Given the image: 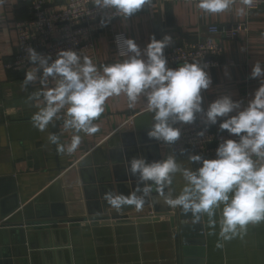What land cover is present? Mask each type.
<instances>
[{
  "label": "crops",
  "instance_id": "crops-1",
  "mask_svg": "<svg viewBox=\"0 0 264 264\" xmlns=\"http://www.w3.org/2000/svg\"><path fill=\"white\" fill-rule=\"evenodd\" d=\"M29 6L30 0H5L0 5V202L6 210L15 196L20 208L30 207L32 222L31 226L0 229V264H181V240L170 227L169 218L152 221V214L169 209L155 190L143 208L148 210L150 220L136 223L134 218H122L107 225L86 218L85 191L92 197L89 202L102 208L105 192L115 190L128 195L137 187V177L126 171V162L141 155L147 162L157 161L170 152L164 142L147 135L153 121L146 101L142 99L129 108L123 95L106 101L104 113L95 121L100 130L92 135L80 133L82 141L74 153L57 152L47 139L49 133L60 135L61 142L68 143L73 132L63 130V119L55 120L44 132L32 126L31 116L37 109L35 101H28V97L44 87L40 73L25 88V74L6 67L18 51L15 25L27 19ZM241 7L244 5L236 3L228 12L210 15L192 2L153 0L144 11L97 31L93 49L82 57H90L98 68L118 61L112 39L115 34L133 39L141 49L153 36L161 40L170 35L173 41L166 50L182 41L207 38L209 26L221 30L243 23L248 32L236 40L213 37L215 43H221L222 54L216 59V67L206 69L212 84L202 91V106L207 109L209 103L223 95L246 104L261 82L250 76L253 65L260 61L264 66V5L250 12L245 10L244 15L239 14ZM34 68L35 65L29 71ZM138 116L142 119L135 124ZM195 121L203 123L200 114ZM210 126L219 130V121ZM175 155L178 163L191 168L187 155ZM183 183L177 174L166 191L178 194ZM106 212L92 218H105L116 211L106 208ZM136 212L134 208L124 216ZM79 218L85 221L77 223ZM200 226L202 264H264V223L249 225L243 239L226 242L223 249L215 246L218 223L213 230L205 215ZM189 248L194 252L186 259L194 264L196 244Z\"/></svg>",
  "mask_w": 264,
  "mask_h": 264
},
{
  "label": "clouds",
  "instance_id": "clouds-1",
  "mask_svg": "<svg viewBox=\"0 0 264 264\" xmlns=\"http://www.w3.org/2000/svg\"><path fill=\"white\" fill-rule=\"evenodd\" d=\"M152 2L94 0V5L127 19ZM240 2L245 7L239 9V14L244 15L246 9L252 10L261 0ZM4 3L5 0H0V5ZM235 3L236 0H195L196 8L210 15L228 12ZM172 41L170 35L161 40L153 36L141 49L133 39H124L119 45V56L123 59L100 68L90 57H81L70 49L59 51L56 59L51 60L50 56L28 48V60L35 68L25 73L24 87L37 79V73L42 75L44 85L28 97V101H35L37 109L31 123L44 132L55 120L63 119V130L73 132L70 142L62 143L56 133H49L47 139L59 154H72L81 144L80 133L92 135L100 130L95 121L104 113L106 101L111 97L125 96L129 108L142 99L146 101L153 121L147 135L168 145L180 139L181 128L176 125L194 123L197 114L205 125L197 133L200 137L208 126L219 121V130H226L229 137L235 138L222 139L214 158L190 154L189 160L200 165L194 170L178 163L171 152L166 158L152 162L142 155L133 158L126 162L125 168L137 177V187L128 195L115 190L105 192L103 200L116 212L124 206H133L139 212L155 190L166 206L190 213L194 223L205 215L213 230L218 223L215 246L223 249L226 242L243 239L249 225L264 223V66L260 61L253 65L250 76L260 78L261 82L246 104L223 95L205 109L202 91L212 84L206 71L208 64L194 57L192 62L185 60L176 68L169 67L164 49ZM177 174L184 182L181 190L178 194L166 191Z\"/></svg>",
  "mask_w": 264,
  "mask_h": 264
},
{
  "label": "built area",
  "instance_id": "built-area-1",
  "mask_svg": "<svg viewBox=\"0 0 264 264\" xmlns=\"http://www.w3.org/2000/svg\"><path fill=\"white\" fill-rule=\"evenodd\" d=\"M157 1L195 3V0ZM59 2L61 4L57 5ZM236 3L242 4L240 0H236ZM262 5L264 0L258 2L250 11ZM146 7L147 5L136 13L144 11ZM250 11L246 9V12ZM119 19L123 18L114 15L111 10L98 8L94 5V0H30L27 19L15 25L17 54L6 67L17 74L28 72L33 66L28 60V48L35 49L39 54L50 56L51 60L56 59L59 51L69 49L76 51L82 57L84 53L93 49L95 33ZM247 32L248 28L243 23L232 24L221 30L217 26H209L207 38L193 42L182 41L164 50L168 66L176 68L185 60L192 62V59L196 57L202 64L207 63L208 68L216 67L218 64L216 59L222 54V45L215 43L213 37L217 36L221 41H232L236 40L240 34ZM112 39L116 57L121 60L123 57L119 56V45L127 38L124 34H115ZM50 83L52 81L49 78L48 84ZM176 127L181 128L180 139L172 145L165 144V147L173 154H181V149H184L183 154L188 157L190 154H199L203 158L212 159L222 139L235 138L229 137L227 132L212 126H208L205 135L200 137L197 133L204 130L205 125L197 121L192 124H177ZM190 164L193 170L200 166L191 161Z\"/></svg>",
  "mask_w": 264,
  "mask_h": 264
},
{
  "label": "water",
  "instance_id": "water-1",
  "mask_svg": "<svg viewBox=\"0 0 264 264\" xmlns=\"http://www.w3.org/2000/svg\"><path fill=\"white\" fill-rule=\"evenodd\" d=\"M61 4L59 2L57 5ZM138 116L136 120L134 121L135 124L139 122L142 118ZM85 160L84 162H86ZM83 162V163H84ZM1 187H3L2 180L0 178V194H1ZM85 203V209H86V218L91 219L88 220L90 222L92 221H100L101 224H111V221L120 220L122 218H134L136 223L143 222L145 220H150L152 217V221H156L160 218H169V225L171 228H174L176 231L175 234H178L179 239L181 240V248H180V254H181V264H192L190 259H186V257H191V252H194L193 249L189 248V245L196 244L197 250H195V258L194 264H202V246H203V236H202V229L200 226L201 220L199 223H194L193 218L191 214L184 213L180 208L176 209H167V211L164 212H155L156 214L149 216L148 210H142L136 213H132L129 215V217L124 216L125 212L132 211L134 209L133 206H124V209L121 212V214H118L116 212H111L108 214V216H105V218H92L93 215H101L102 213L105 215L107 214L106 208H110L106 202L103 203L102 208L96 207L97 204L93 202H89L92 198L88 195V193L85 191L83 194ZM13 201L10 202L8 207L2 206L0 202V229H6V228H21L25 224L27 226H31L32 222H29V209L30 207L28 205L20 208L19 203L17 202V198L14 196ZM146 206V205H145ZM122 215V216H121ZM8 217V218H7ZM150 217V218H148ZM77 223L84 222L85 220L83 218H79L76 220ZM189 223V224H188ZM115 224V222H114ZM193 256V255H192Z\"/></svg>",
  "mask_w": 264,
  "mask_h": 264
}]
</instances>
